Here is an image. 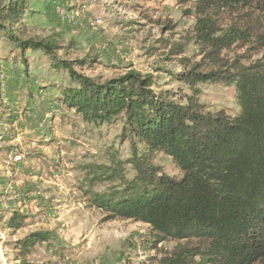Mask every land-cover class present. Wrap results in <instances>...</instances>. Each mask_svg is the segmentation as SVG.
Masks as SVG:
<instances>
[{"label": "rangeland", "instance_id": "obj_1", "mask_svg": "<svg viewBox=\"0 0 264 264\" xmlns=\"http://www.w3.org/2000/svg\"><path fill=\"white\" fill-rule=\"evenodd\" d=\"M195 0H30L22 20L26 35H61L58 55L91 60L82 71L104 81L129 71L153 75L155 90L171 91L179 101L192 94L174 74L215 66L208 48L194 34ZM230 20L229 16L226 18ZM237 42L222 51L229 65L264 61V50ZM28 68L14 43L0 29V264H155L185 241H162L145 251L136 233L144 223L103 221L89 195L123 185L136 174L130 159L143 145L121 138V125L88 123L59 100V87L72 79L52 66L49 55L28 51ZM80 70V68L78 67ZM174 78V79H173ZM199 99L212 111L234 115L237 90L224 82L201 83ZM121 165L122 178L98 179L87 165ZM152 162L172 178L181 172L170 156ZM21 215L19 227L8 222ZM50 231L48 241L21 252L31 233ZM140 237V236H139ZM129 242L136 243L134 248Z\"/></svg>", "mask_w": 264, "mask_h": 264}, {"label": "trees", "instance_id": "obj_2", "mask_svg": "<svg viewBox=\"0 0 264 264\" xmlns=\"http://www.w3.org/2000/svg\"><path fill=\"white\" fill-rule=\"evenodd\" d=\"M29 2L0 0V29L14 43L25 70L28 51L49 55L52 66L72 79L68 86H57L62 104L88 123L118 122L122 139L143 145L129 161L136 170L133 178L89 195L90 206L104 213L103 221L146 224L145 235L134 236L145 251L158 250L162 241H185L172 255L155 258V264H264V61L229 65L221 57L237 42L264 50V0H195L194 34L215 68L198 72L197 65L174 74L192 91L186 101L155 90L153 75L133 70L100 81L85 74L82 67L92 61L59 56V33L26 35L21 22ZM209 82L236 88V114L212 111L200 101L196 86ZM157 152L171 157L180 177L160 173L151 160ZM111 161L87 165V171L98 179H123L121 164ZM21 222L14 213L8 224ZM53 235L31 233L21 241V252Z\"/></svg>", "mask_w": 264, "mask_h": 264}]
</instances>
